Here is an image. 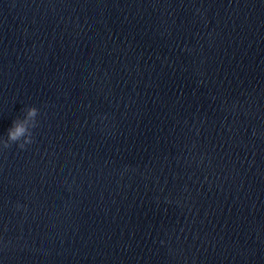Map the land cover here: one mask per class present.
I'll return each instance as SVG.
<instances>
[{"label": "clouds", "instance_id": "9594fccd", "mask_svg": "<svg viewBox=\"0 0 264 264\" xmlns=\"http://www.w3.org/2000/svg\"><path fill=\"white\" fill-rule=\"evenodd\" d=\"M39 109L35 106L28 107L22 119L13 121L12 126L7 131V138L0 139V146L4 149L16 145L19 149L25 150L27 146L34 143L33 130L39 126L37 117Z\"/></svg>", "mask_w": 264, "mask_h": 264}]
</instances>
